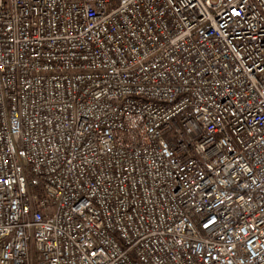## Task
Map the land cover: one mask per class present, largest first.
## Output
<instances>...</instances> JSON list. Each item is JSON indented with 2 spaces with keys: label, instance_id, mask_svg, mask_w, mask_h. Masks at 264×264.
Returning a JSON list of instances; mask_svg holds the SVG:
<instances>
[{
  "label": "built area",
  "instance_id": "obj_1",
  "mask_svg": "<svg viewBox=\"0 0 264 264\" xmlns=\"http://www.w3.org/2000/svg\"><path fill=\"white\" fill-rule=\"evenodd\" d=\"M0 264H264V0H0Z\"/></svg>",
  "mask_w": 264,
  "mask_h": 264
}]
</instances>
